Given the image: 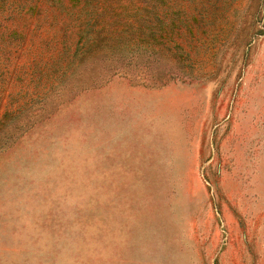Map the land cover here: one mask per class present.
<instances>
[{
    "label": "rangeland",
    "instance_id": "obj_1",
    "mask_svg": "<svg viewBox=\"0 0 264 264\" xmlns=\"http://www.w3.org/2000/svg\"><path fill=\"white\" fill-rule=\"evenodd\" d=\"M0 264H264V0H0Z\"/></svg>",
    "mask_w": 264,
    "mask_h": 264
}]
</instances>
